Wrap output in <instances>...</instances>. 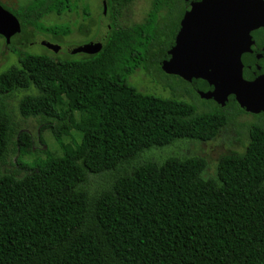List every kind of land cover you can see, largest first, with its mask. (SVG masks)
<instances>
[{"label": "trees", "instance_id": "obj_1", "mask_svg": "<svg viewBox=\"0 0 264 264\" xmlns=\"http://www.w3.org/2000/svg\"><path fill=\"white\" fill-rule=\"evenodd\" d=\"M135 1L106 0L110 31L85 58L54 60L0 36V52L18 58L0 74V264H264V124L250 126L245 151L222 156L212 177L202 157L149 160L181 141L209 143L247 113L233 96L201 115L132 86L137 70H155L159 54L169 59L187 10L200 2L153 0L143 23L120 25ZM77 8L31 0L5 9L26 36L69 37L70 26L43 21ZM84 22L91 30L88 7ZM251 38L253 54H263L264 28ZM14 99L21 118L39 121V134L52 132L60 154L24 163L34 141L16 121ZM73 131L79 139L65 142Z\"/></svg>", "mask_w": 264, "mask_h": 264}, {"label": "rangeland", "instance_id": "obj_2", "mask_svg": "<svg viewBox=\"0 0 264 264\" xmlns=\"http://www.w3.org/2000/svg\"><path fill=\"white\" fill-rule=\"evenodd\" d=\"M30 1L0 0V4L4 8L12 11L13 9L17 10L27 6ZM152 1L136 0L124 13L123 18L120 20V25L129 27L133 24L143 23L151 9ZM73 2L78 3V8L75 12L66 13L62 16L50 14L43 21L46 26H70L72 34L69 37H58L49 33L42 34L36 31L29 33L28 36L25 33H20L16 35L15 40L18 43H24L26 47L24 51L36 55H46L54 60L80 59L95 54L99 49H93L91 44L94 41H98V19L99 15L104 13L102 11V0H73ZM87 7L94 21V26L91 30L89 24L83 21L84 10ZM201 15L197 13L195 16L190 17V27L197 33L199 41L209 46L210 55L217 61L222 60L232 65V54L227 52L220 43L221 32H228L229 36L233 37L239 36L243 28L250 24L254 28L264 27V0H220L211 15L205 14L203 15L204 18ZM103 20L105 21L101 23V28L104 31L110 22L108 17ZM163 26L164 23L160 25V28L163 29ZM81 29L83 33L79 31ZM40 37L51 45L60 47L61 49L57 53L51 51L46 46L37 43ZM239 41L243 42V39ZM21 50L23 51V49ZM168 60L166 59V54L162 53L160 62L155 70H149L147 68L137 70L130 77V84L143 94L155 95L164 99H176L191 104L196 108L197 113L201 115L220 110V103H217L215 99H210L209 93L206 92L207 86L204 83L195 79L189 81L173 74V67L168 64ZM12 66H18V58L9 51L5 52L3 49L0 52V74ZM189 70L190 67H185L187 73L190 72ZM260 89H264V84L261 85ZM18 96L21 97V94ZM17 102V99L11 101L12 110L16 115V121L21 125L22 130L32 136L34 141L31 152L24 157V163L34 164L46 159L47 151L60 154L59 145L54 139L52 132L50 130H44L39 134V121L33 118L28 120L21 118L17 110ZM260 114H256L258 116H255L253 113H247L246 115L237 116L231 120L215 140L209 143H185L181 141L174 147L167 150H159L153 157L147 158L149 160H155L164 159L169 156L202 157L207 162L204 176L205 178L212 177L215 174L218 160L222 156L232 153H243L245 151L248 144L250 126L264 124V116L259 117ZM80 120L79 115H77V121L79 122ZM74 137L79 139V134L76 131H73L71 136L65 137L64 140L65 142H71ZM147 158L145 160H148ZM12 160L14 162V159ZM8 169L14 171L18 168L8 166ZM103 176H109V173H103L100 176H94V178L99 180Z\"/></svg>", "mask_w": 264, "mask_h": 264}, {"label": "water", "instance_id": "obj_3", "mask_svg": "<svg viewBox=\"0 0 264 264\" xmlns=\"http://www.w3.org/2000/svg\"><path fill=\"white\" fill-rule=\"evenodd\" d=\"M103 1V17H106L108 7L106 0ZM211 4V3H205ZM201 5H197L196 8ZM190 15V14H189ZM264 27H258L254 30L261 29ZM252 30V32L254 31ZM189 22L185 24L184 29L179 33L178 39L176 40L177 47L174 48L171 52L169 51V56H171V60L168 64H170L173 68V74L177 75L186 80H192L196 71L203 72L201 75H198L199 79H203L204 72L206 70L210 71L211 67L206 64L209 60L205 59V51L208 45H204L199 41V37L195 31H192ZM22 32V27L18 19L8 10H6L0 4V36L3 37L7 44L11 43V39L16 35ZM41 38V37H40ZM37 40V43L46 46L53 52H58L61 48L51 45L43 38ZM186 42V43H185ZM253 43V41H252ZM185 67H190V73L188 74L185 71ZM214 69V73H215ZM191 74V75H190ZM241 78V77H240ZM263 78V77H260ZM260 78H256L254 80L242 81L239 79V83L234 84V86H222L218 87V89H213L212 93H209L210 99H215L217 103H220V106H224L228 101L229 96H237L236 101L241 105L242 108H245L247 111L260 114L264 112V107L259 108V104H263V99L258 98L255 101L252 99H248L246 94H253L255 92L260 93L261 84L258 83ZM196 79V78H195ZM218 77H216V81ZM237 81V80H236ZM235 81V82H236ZM248 81V82H247ZM221 82V79L220 81ZM218 82V83H219ZM217 96V98L215 97ZM220 96H223L222 98ZM242 98V99H241Z\"/></svg>", "mask_w": 264, "mask_h": 264}, {"label": "crops", "instance_id": "obj_4", "mask_svg": "<svg viewBox=\"0 0 264 264\" xmlns=\"http://www.w3.org/2000/svg\"><path fill=\"white\" fill-rule=\"evenodd\" d=\"M219 1L220 0H214L211 4H202L200 7L193 9V12L190 15V17L195 16L197 13H200V15L202 14L201 15L202 18H204L203 15L205 14L211 15L213 12V9L218 5ZM189 24H190V21H189ZM254 29L256 28H254V26L250 24L246 26L245 28H243L239 36H233V37L229 36L228 32H221L220 43L223 45V47L226 49L227 52L232 54L233 56L232 65H229L225 61H222V60L217 61L212 55H210L211 54L210 48L209 46L207 47L204 56H205V59L209 60L208 62H206V64L211 67V70L210 71L206 70L204 72L205 78L200 79L205 82L204 84H208L211 86L217 85L218 87H222V86L226 87L230 85L234 86V84L236 83L238 84L239 79H241L242 81H246L244 72H245V68L247 67L246 65H248V63H250L252 60V57L250 56L252 52V47H253V43L251 40V33H252V30ZM191 30L194 31L192 28ZM240 39H243V42L239 41ZM178 44L180 45L182 43H178ZM214 69L216 71L215 73H214ZM189 73L190 72H188V74ZM202 73L203 72L201 71H196L195 74H193L194 76L192 77V79H195L196 77H200L197 75H201ZM216 77H218L217 79L218 81H216ZM220 79H221V82H219ZM258 83L261 85L264 84V77L260 78L258 80ZM246 95L249 100L252 99L253 101H255L258 98L263 99V104H259L258 107L259 108L264 107V89L261 90L260 93L255 92L252 95L251 94H246ZM235 98H237V96H235ZM243 109L245 110L246 113H251L247 111L245 108ZM253 115H256V114L253 113Z\"/></svg>", "mask_w": 264, "mask_h": 264}, {"label": "flooded vegetation", "instance_id": "obj_5", "mask_svg": "<svg viewBox=\"0 0 264 264\" xmlns=\"http://www.w3.org/2000/svg\"><path fill=\"white\" fill-rule=\"evenodd\" d=\"M214 0H211V2L210 3H212ZM205 3H209V2H206V0H200V2H199V4H196V5H192L190 8H189V10H187V12H186V15L184 16V18H183V22L181 23V28H180V30H179V32L177 33V36H176V40L178 39V36H179V33L182 31V29H184V26H185V24L186 23H188L190 20H189V17H190V15L192 14V12H193V9H195L196 8V6L197 5H202V4H205ZM102 7H103V1H102ZM103 11V10H102ZM107 13H108V11H107ZM190 14V15H189ZM91 15V14H90ZM108 17V14H106V17H103V13L102 14H100L99 15V19H98V27H97V29H98V33H97V38H98V41H94V42H92V44H91V47H93V49L94 48H98V49H100V47L102 46V44L103 43H105V39H106V36H107V34L109 33V31H110V24H109V26H107L106 27V29L103 31L102 30V28H101V23L102 22H104L105 20H103V19H105V18H107ZM83 21H84V18H83ZM105 23H107V22H105ZM94 26V25H93ZM93 26H91L92 28H93ZM93 38H94V36H93ZM251 40H252V38H251ZM175 42V41H174ZM100 43H101V46H100ZM176 44H178L177 43V41H176V43H175V45H174V47H172V48H170V52L174 49V48H176L177 47V45ZM176 46V47H175ZM253 46H254V44H253ZM52 51V50H51ZM160 56H161V54H159ZM159 56V57H160ZM250 56L252 57V60H251V62L248 64V65H246L247 67L245 68V71H247V77L248 76H254L255 77V79L258 77V78H260V77H264V53L263 54H253V47H252V52H251V54H250ZM171 60V56H170V58H169V60L168 61H170ZM261 71H263L260 75H258L257 74V72H261ZM244 75H245V72H244ZM198 76V75H197ZM195 80H198V81H200V82H202V83H205L204 81H202V80H200V79H198V77H196V79ZM248 80V79H247ZM204 85H206L207 86V93H212L213 92V89H218V86L217 85H208V84H204ZM233 96V95H232ZM216 98H217V96H215ZM221 98L223 97V96H220ZM230 97L231 96H229L228 97V99H227V101H229L230 100ZM233 97H235V96H233ZM236 99V98H235ZM252 115V114H251Z\"/></svg>", "mask_w": 264, "mask_h": 264}]
</instances>
